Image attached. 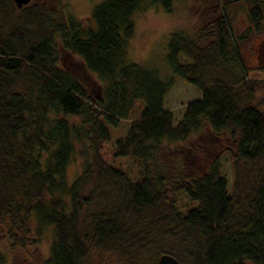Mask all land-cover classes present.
Here are the masks:
<instances>
[{
  "label": "trees",
  "instance_id": "trees-1",
  "mask_svg": "<svg viewBox=\"0 0 264 264\" xmlns=\"http://www.w3.org/2000/svg\"><path fill=\"white\" fill-rule=\"evenodd\" d=\"M235 1L220 0L219 14L193 35L170 32L172 75L161 78L128 60L127 41L135 12L160 5L172 13V0H102L89 12L92 26L66 14L65 0H0V220L13 241L33 216L52 227L43 264H83L96 250L122 264H155L161 253L179 264H264V97L254 98L264 79L246 77L245 35L232 34L227 14ZM262 11L251 0L248 31ZM72 57L96 77L94 88L61 65ZM173 76L199 90L175 124L162 106ZM123 119L114 156L137 163L134 180L100 154L107 125ZM200 133H223L233 145L229 192L219 172L226 146L204 167L181 147ZM75 156L79 169L68 179ZM177 192L195 203L183 215Z\"/></svg>",
  "mask_w": 264,
  "mask_h": 264
},
{
  "label": "rangeland",
  "instance_id": "rangeland-1",
  "mask_svg": "<svg viewBox=\"0 0 264 264\" xmlns=\"http://www.w3.org/2000/svg\"><path fill=\"white\" fill-rule=\"evenodd\" d=\"M102 0H65V13L77 18L84 25L92 26L89 18L91 8ZM51 6V0H46ZM251 0H237L227 10L232 25V34L245 35V40L240 51L242 63L248 69L246 77L256 80L264 79L263 69L256 68V47L260 41H264V0H259L262 6V19L260 27L247 30L249 27L248 10ZM172 13H165L160 5L153 6L143 13L133 14V31L128 39L127 58L129 61L142 63L144 66L155 68L159 77L166 78L172 73L165 61L166 44L170 32L182 30L193 35L194 32L206 21L217 16L220 12V0H172ZM180 61L189 60L179 55ZM61 65H67L72 73L89 88L97 85L94 75L86 73L78 64L76 57L62 59ZM172 87L163 96L162 106L172 114V123L175 124L181 117L184 105L191 100L197 99L199 90L183 79L173 76ZM264 97V85L255 92V101ZM135 110L131 117L137 116V107L140 101L136 102ZM67 117V115H64ZM78 118V117H76ZM74 116H68L69 120H76ZM79 119V118H78ZM129 120H120L116 127L107 125L109 137L101 144L100 154L105 162L125 172L131 180L138 177V166L129 157L114 156L115 140L122 138L128 127ZM230 139L223 133L215 136L200 133L192 136L184 142L181 147L186 151L191 150V163L204 167L210 157L225 146L228 148L219 155V172L224 176L229 192L233 182V165L231 151L233 148ZM228 145V146H227ZM79 157H74L67 168V177L71 179L79 169ZM202 167L195 172L202 170ZM195 203L183 192H177L174 196V207L178 214L183 215L193 208ZM28 232V233H27ZM25 235L13 230L15 240L10 238L9 231L2 220H0V251L4 255L2 264H43L49 255L50 242L52 239V227L39 225L32 216L27 225ZM83 264H122V261L114 254L106 251H93L92 256Z\"/></svg>",
  "mask_w": 264,
  "mask_h": 264
},
{
  "label": "water",
  "instance_id": "water-1",
  "mask_svg": "<svg viewBox=\"0 0 264 264\" xmlns=\"http://www.w3.org/2000/svg\"><path fill=\"white\" fill-rule=\"evenodd\" d=\"M12 1L17 7H21L22 5L27 4L30 0H12ZM255 59H256V65L262 68L264 71V41H260L257 44ZM155 264H179V262L174 256L168 253H161L160 255H158Z\"/></svg>",
  "mask_w": 264,
  "mask_h": 264
}]
</instances>
